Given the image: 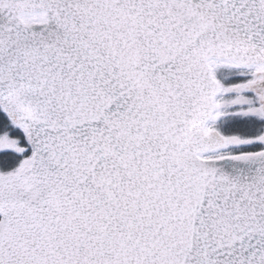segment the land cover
Returning a JSON list of instances; mask_svg holds the SVG:
<instances>
[{
    "label": "snow or ice",
    "instance_id": "snow-or-ice-1",
    "mask_svg": "<svg viewBox=\"0 0 264 264\" xmlns=\"http://www.w3.org/2000/svg\"><path fill=\"white\" fill-rule=\"evenodd\" d=\"M0 264H264V0H0Z\"/></svg>",
    "mask_w": 264,
    "mask_h": 264
}]
</instances>
